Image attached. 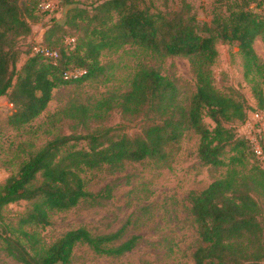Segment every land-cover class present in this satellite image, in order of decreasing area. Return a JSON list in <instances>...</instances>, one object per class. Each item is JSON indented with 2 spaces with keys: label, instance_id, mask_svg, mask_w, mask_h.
I'll use <instances>...</instances> for the list:
<instances>
[{
  "label": "trees",
  "instance_id": "obj_1",
  "mask_svg": "<svg viewBox=\"0 0 264 264\" xmlns=\"http://www.w3.org/2000/svg\"><path fill=\"white\" fill-rule=\"evenodd\" d=\"M40 2L0 0V96L6 95L13 103L8 125L20 128L38 117L47 108L54 88L104 73L108 65L101 60L103 52L127 44L162 58L189 57L197 88L186 106L180 101L173 77L143 64L130 89L101 98L94 106L73 105L70 115L82 120L114 107L140 114L144 119L141 132L130 134L115 126H102L84 134H61L24 158L18 170L0 183V220L9 203L30 202L17 224L7 223L0 230L5 249L16 260L23 264H70L79 243L108 255L135 247L137 235L117 243L121 230L95 234L81 225L44 245L27 228L49 224L54 209H69L81 199L110 195L109 186L96 193L87 189L82 175L85 168L108 164L119 169L127 160L148 157L167 164L171 147L189 128L201 135L199 156L204 163L229 164L224 157L228 146L237 152L248 147L257 155L250 139L227 124L248 119L245 97L219 90L211 66L219 53V41L236 43L245 72L262 77L263 85L254 92L259 107H264V59L254 46L258 35L264 38V0H223L207 19L198 17L191 0H163L162 7L155 0H95L88 4L61 0L64 18L52 17L42 39L58 51L56 60L33 51V44L19 67V38L30 35L33 23L47 13L40 9ZM75 70L81 72L67 75ZM205 115L215 121L213 128ZM81 140L85 145H79ZM235 160L240 158L233 155L230 161ZM252 186L230 171L192 194V213L201 238L194 251L198 264H264V204L253 194Z\"/></svg>",
  "mask_w": 264,
  "mask_h": 264
},
{
  "label": "rangeland",
  "instance_id": "obj_2",
  "mask_svg": "<svg viewBox=\"0 0 264 264\" xmlns=\"http://www.w3.org/2000/svg\"><path fill=\"white\" fill-rule=\"evenodd\" d=\"M88 4L95 0H79ZM163 0H155L162 7ZM200 19L212 17L213 10L223 0H191ZM172 2V1H171ZM64 6L43 13L33 23L30 35L20 37L17 45L22 51L18 60L20 67L31 52L32 45L44 38L51 18L62 21ZM218 56L211 66L214 83L224 93H241L246 100L249 117L246 121L232 120L227 124L236 128L238 134L258 143L264 151V107H259L254 89L263 85L257 72L247 74L242 55L236 43L219 41ZM254 46L264 59V38L258 35ZM108 69L97 77L82 83L60 85L53 90L47 108L23 127L8 125V115L13 103L6 95L0 96V183L32 152L42 147L49 139L61 134H84L102 126H115L130 134L141 132L143 117L140 114L124 113L120 107L103 109L98 117L86 120L70 115L73 105L94 106L101 98L121 93L131 88L132 79L140 65L160 69L176 81L180 101L189 106L196 92L195 69L184 55L159 57L143 48L127 44L118 50H105L101 55ZM261 115H254L255 110ZM213 128L215 121L204 116ZM201 135L193 128L187 129L181 139L171 147L167 164L145 158L127 160L119 169L108 164L85 168L82 175L89 191L99 192L109 186L110 195L96 200L84 198L69 209H54L47 225L27 226L35 232L44 245H49L70 228L81 225L93 233H108L121 230L117 240L121 242L132 235L138 236L135 247L120 255L95 252L89 245L79 243L73 250L70 264H198L194 251L201 243L198 226L192 213V194L200 192L215 179L236 172L239 180H248L254 187L251 191L264 204V164L248 147L236 151L227 147L225 159L229 164L204 163L199 156ZM86 141H79L85 145ZM236 155L240 160L230 161ZM245 183V182H243ZM248 187V184L246 185ZM30 202L19 200L4 207L0 230L9 224H17ZM264 223V217H263ZM245 244L248 242L246 239ZM254 246V244H250ZM0 264H23L8 254L0 235Z\"/></svg>",
  "mask_w": 264,
  "mask_h": 264
},
{
  "label": "built area",
  "instance_id": "obj_3",
  "mask_svg": "<svg viewBox=\"0 0 264 264\" xmlns=\"http://www.w3.org/2000/svg\"><path fill=\"white\" fill-rule=\"evenodd\" d=\"M60 1L61 0H41L40 9L42 11H45V12H51L59 6ZM33 51L40 52V53H43L44 55L53 57L55 60L58 56V51L56 49L51 48L47 44L43 43L42 40L34 43ZM78 72H81V71L80 70H75V72L71 71L67 75L73 74V73L76 74ZM254 115L257 117H260L261 111L258 109L255 110ZM253 147L256 151L257 156L261 159L262 163L264 164V151H263V149L261 148V146L258 143H254Z\"/></svg>",
  "mask_w": 264,
  "mask_h": 264
}]
</instances>
